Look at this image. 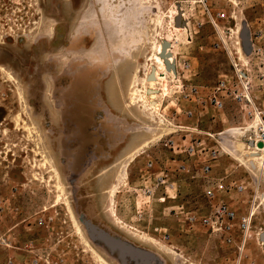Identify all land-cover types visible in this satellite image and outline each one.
Wrapping results in <instances>:
<instances>
[{
  "label": "rangeland",
  "instance_id": "obj_1",
  "mask_svg": "<svg viewBox=\"0 0 264 264\" xmlns=\"http://www.w3.org/2000/svg\"><path fill=\"white\" fill-rule=\"evenodd\" d=\"M235 4L248 24L264 18V0ZM232 6L223 4L228 11ZM167 10L165 0H0V238H11L17 247H0V264H24L29 243L43 264H129V254L114 250L111 239L154 254L163 264L222 263L228 252L215 237L183 228L174 216L179 206L203 211L205 186L176 173L181 162H191L174 157L166 145L172 138L181 142L178 121L197 127L202 138L222 135L225 155L212 177L224 178L228 169L230 181L250 182V173L228 155L232 129L246 126L240 110L230 103L215 117L187 121L175 116L169 96L154 124L140 105L130 106L136 77L143 88L153 41L170 42L182 31L170 28L175 19ZM160 12L165 20L158 34L153 20ZM209 35L206 29L193 45L194 83L206 88L231 73L224 53L198 52ZM93 48H101L98 59L90 55ZM178 79L175 74L174 91ZM149 160L155 169L145 183ZM165 169L175 172L178 195L161 203L165 194L154 188L153 176ZM147 188L153 189L150 198ZM260 206L254 230L262 234ZM261 238L251 244L255 264H264Z\"/></svg>",
  "mask_w": 264,
  "mask_h": 264
},
{
  "label": "built area",
  "instance_id": "obj_2",
  "mask_svg": "<svg viewBox=\"0 0 264 264\" xmlns=\"http://www.w3.org/2000/svg\"><path fill=\"white\" fill-rule=\"evenodd\" d=\"M235 1L165 0L167 15L175 19L173 25L182 28L179 34L176 32L171 35L169 43L170 51L175 53L174 66L178 82H182L181 86H175L171 98L177 106L175 116H183L187 121L200 120L209 114L215 117L214 114L224 113L227 105L233 103L246 124L240 130L245 145L252 153H256V169L264 178V18L248 24L244 13L236 10L238 6ZM222 3L233 5L232 10L225 9ZM206 29L210 33L207 46L199 47L198 52L203 53L208 49L213 53H224L231 71L230 75L220 76L216 86L210 88L194 83L197 67L193 45ZM243 31L249 34V55L243 46ZM161 42L164 43V40ZM221 123L224 125L223 120ZM176 129L181 134V142L172 138L166 146L174 157L186 156L191 164L181 162L175 171L201 179L206 200L203 211L186 210L184 206H179L174 212L179 225L191 232L201 229L215 237L228 252L221 264H255L251 244L262 243V234L254 230L262 181L256 192V182L252 179L250 182L230 181L227 178L228 169L225 170L226 177H212L221 156L225 155L223 136L213 134L202 138L197 133V127H187L179 121ZM259 144L263 145L261 149L258 148ZM154 169L155 163L149 160L142 171L145 183L151 178ZM166 169L152 175L155 177L154 188L162 189L165 194V198L160 199L161 203L166 199L175 201L178 195L176 183L171 178L175 172ZM146 192L149 198L153 195V189L147 188ZM43 221L39 220L40 225L44 224ZM163 238L169 242V233L166 232ZM32 245L29 243L24 247L29 254L24 264H43L31 251ZM0 247L17 249L14 241L7 237L0 238ZM5 264L18 263L15 259H9Z\"/></svg>",
  "mask_w": 264,
  "mask_h": 264
},
{
  "label": "bare ground",
  "instance_id": "obj_3",
  "mask_svg": "<svg viewBox=\"0 0 264 264\" xmlns=\"http://www.w3.org/2000/svg\"><path fill=\"white\" fill-rule=\"evenodd\" d=\"M142 1V0H141ZM150 2L151 0H144ZM164 20H165V14L164 13H158L157 19L153 20L155 22V26L157 27V33H160V29L163 28L164 26ZM172 30H175L177 27L171 26L170 27ZM143 33V32H142ZM240 37V35H239ZM154 45L156 51L153 54V56L149 59L148 67L146 69L145 73V79L143 81V88H137L138 84V77L135 78L134 80V86H132L133 90L130 93V106H138L140 105V108L148 114L147 117L148 120L152 121L154 124L157 123V117L161 116V111L163 110V99L164 97H171V95L174 92V87H172V80L175 77V72L173 70H168L166 62H169L170 65H174V53L170 51V48L167 50V55L166 57H162L163 55V43L157 39L154 41ZM165 42H167L165 40ZM170 43V42H168ZM97 50L100 52L101 48H96V49H91L90 55L98 59L97 56ZM104 52V51H103ZM172 62V63H170ZM153 75L154 78L149 80V77ZM175 81V80H174ZM176 88V87H175ZM169 97V98H170ZM34 128V127H33ZM241 128H235L232 129L233 136L231 137L232 143L231 147L228 150V155L235 161L241 164V166L246 169L250 175L251 178L256 182V189L258 191V184L259 182L262 181L261 188L259 191L260 195V204L262 211L264 213V190L262 191V188L264 186V178L261 177V173L256 169V153H252L251 149L247 147L242 141L241 138H243V134L240 133ZM243 140V139H242ZM49 162V161H48ZM126 174L124 175L125 178H127L128 172H127V167H126ZM124 170V171H125ZM54 173L59 176L58 173L53 169ZM123 174V173H122ZM123 176V177H124ZM57 189L61 191L63 194L65 193V188L61 185H57ZM114 190L115 188L112 189L110 192L112 198L114 197ZM110 196V197H111ZM111 198V199H112ZM114 202V199L112 200ZM113 205V204H112ZM115 208V207H114ZM113 210V209H112ZM115 214V213H114ZM263 216V227H264V214ZM75 226L77 228V231L79 235L84 239V236L82 234V230L77 223V221L74 219ZM264 231V228L262 229ZM264 235V232L262 233ZM143 240L148 241V242H153L154 240L151 238H147L142 236L141 237ZM264 255V253H263ZM100 260V259H99Z\"/></svg>",
  "mask_w": 264,
  "mask_h": 264
},
{
  "label": "water",
  "instance_id": "obj_4",
  "mask_svg": "<svg viewBox=\"0 0 264 264\" xmlns=\"http://www.w3.org/2000/svg\"><path fill=\"white\" fill-rule=\"evenodd\" d=\"M178 26L180 25V21L178 20ZM242 41H243V46H244V49L246 51V54L249 55L250 54V43H249V34L247 31H243L242 33ZM170 48V44L168 42H164L163 43V55L162 57H166L168 54H167V50ZM169 56V55H168ZM166 65H167V69L168 70H173L175 73H176V70H175V66L173 65H170L169 62H166ZM152 78H154L153 75H151L149 77V80H151ZM224 137V136H223ZM222 137V138H223ZM223 141V139H222ZM263 145L262 144H259L258 145V148H262ZM85 214V213H83ZM100 232V231H99ZM110 245L111 247L115 249H117L118 247H120L121 249L125 250L129 256H130V259L129 261V264H163L158 256L154 255V254H151V253H148V252H145L143 251L142 249L140 248H137L136 246L130 244V243H121V242H118L114 239H111L110 240ZM128 261V260H125V262Z\"/></svg>",
  "mask_w": 264,
  "mask_h": 264
},
{
  "label": "crops",
  "instance_id": "obj_5",
  "mask_svg": "<svg viewBox=\"0 0 264 264\" xmlns=\"http://www.w3.org/2000/svg\"><path fill=\"white\" fill-rule=\"evenodd\" d=\"M204 188H205V187H204ZM84 196H85V195H82V197H83V200H82V201H83L84 203L90 202V200H87V198H84Z\"/></svg>",
  "mask_w": 264,
  "mask_h": 264
},
{
  "label": "flooded vegetation",
  "instance_id": "obj_6",
  "mask_svg": "<svg viewBox=\"0 0 264 264\" xmlns=\"http://www.w3.org/2000/svg\"><path fill=\"white\" fill-rule=\"evenodd\" d=\"M79 104L82 103V98L76 97Z\"/></svg>",
  "mask_w": 264,
  "mask_h": 264
}]
</instances>
